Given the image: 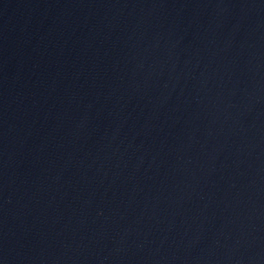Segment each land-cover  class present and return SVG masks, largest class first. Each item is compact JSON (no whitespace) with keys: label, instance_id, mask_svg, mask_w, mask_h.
<instances>
[{"label":"water","instance_id":"obj_1","mask_svg":"<svg viewBox=\"0 0 264 264\" xmlns=\"http://www.w3.org/2000/svg\"><path fill=\"white\" fill-rule=\"evenodd\" d=\"M0 264H264V0H0Z\"/></svg>","mask_w":264,"mask_h":264}]
</instances>
